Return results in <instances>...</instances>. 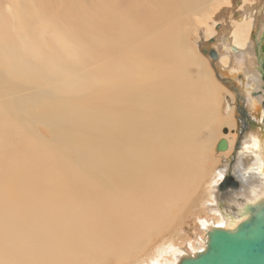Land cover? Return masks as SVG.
Segmentation results:
<instances>
[{
	"label": "bare ground",
	"instance_id": "bare-ground-1",
	"mask_svg": "<svg viewBox=\"0 0 264 264\" xmlns=\"http://www.w3.org/2000/svg\"><path fill=\"white\" fill-rule=\"evenodd\" d=\"M245 1L252 4L249 0ZM16 4L19 5L20 3ZM262 9H264V0H258L256 5L246 8L237 21L232 22L234 27L232 41L231 38H225L221 45H217L216 51L219 60L226 57L230 60L227 68H224L218 74L226 77L230 85L236 87L233 91L236 98L244 103L243 112L246 118V127L245 133L242 137L240 136L239 147L231 169L232 174H230L234 175L239 183L238 191H232L228 199H222L214 191L219 190V185H213L212 194H215L211 196V202L206 203L208 210L203 211L210 218L204 216L205 218L201 219L203 217H199L195 226L196 230L206 231V235L207 231L213 227L235 228L243 221L240 211L236 209H241L247 203H255L264 198V103L263 96L253 97L254 92L262 90L263 84L256 69L257 61L254 57L256 41L249 42L250 35L256 29H261L258 38L264 30ZM253 11H255L254 16L252 15ZM42 12L37 13L40 16ZM49 26L52 25L49 23ZM11 30L15 31V27L8 26L5 20L0 21V94L3 97L5 94L9 95L8 99L14 108L12 110L16 113L21 112L19 120L22 121L33 117L31 112L34 107H39L41 116H43L42 111L52 109V114L49 113L47 118L44 117L47 122L45 124L55 125L54 127L59 132L66 135V138L57 139L56 141L61 144L67 143L68 140L82 139L83 144L81 146H78L79 141L77 140L76 146L70 145L69 149L76 152L81 150L80 157L85 166L100 176L101 184L105 185L109 191L121 194L122 198H119L120 202L116 203L108 200L106 196L96 192L95 187L88 182L85 176H82L75 187L91 203L80 205L85 201L72 197L69 202L66 201L67 203L65 202L62 205L59 202L55 203L57 211L50 212L52 205L49 204L52 202V198L43 197L46 194V189H41L43 181L38 179L39 174L34 175V179L25 181L30 196L37 199L33 203L34 206L27 209V211H34V213L31 215L26 213V218L23 219L24 223L27 221L28 226L33 229L32 233L25 228L23 223L18 231L19 235L23 237L22 242L19 241V235H15L14 238L10 239L16 233V227L11 229L8 226L11 225V213L0 210V229H2L0 234L5 231L7 233L6 240H8L3 249L0 246V255L3 257L0 259V264H102L108 259H113L119 264H125L131 255L130 251L137 248L134 243L127 244L125 239L135 234L134 238L143 239L149 230L158 229L162 222L160 219H155L157 215H160L167 222L168 218L165 219L167 212L179 208L184 193L191 194L189 189L196 187L195 175H201L204 172L203 160L206 161L204 150H209V147L204 144V149H202L195 133L202 127L207 126L208 128L214 123L216 118V93L210 89L209 85L202 88L201 85L205 84V81L199 77L192 83L190 81V83H187L185 75L178 77L176 75L175 77L171 70L164 73L156 68L153 62L165 64L166 61L165 44H163L159 50H153L151 62H148L150 61L147 60L148 56H145V63H140L139 60L135 63L123 62L124 68L132 74L134 72L141 73L144 69L151 68L153 73L148 82L140 81L126 90H120L117 87L114 94L110 96L111 98L98 100L105 106H100V113L102 114H104L106 108L113 109L110 104L115 103V107L122 109H118V117L114 112L115 117L109 113V117L102 115L97 121L92 120L90 117H88L89 121H84L86 115L82 116L81 121L71 120L68 117L62 118L54 114V111L58 109L54 107L56 104L54 98L57 97L59 88L62 91H68L72 88L71 78H75L77 85H74L76 88L71 90L73 96H78V87H90L89 89L97 95L96 86L98 81L95 78L104 76L106 79L111 80L115 71L112 73L93 71V76L89 75L88 72L91 82L88 83L87 80L80 84V78L76 75L78 69L73 66L66 67L64 64L62 65V62L54 54L57 49L52 41V39H55L54 36L53 38L51 36V40L50 38L45 40V46L50 49V53L45 54L42 49L35 51L34 46L32 47L34 44L29 39L30 43L20 38V36L8 39ZM65 33L63 31L62 34L59 33L61 36L58 34L59 36L56 37L57 39L60 37V40H58L60 42L56 40L59 46L67 44L69 33ZM78 33L80 32L78 31ZM78 33L76 32V34ZM46 34L51 35L48 32ZM232 42L236 49L231 46ZM85 47L86 45L83 46L80 56L72 55L70 57V65H73L76 61L87 59L88 51ZM181 53L185 57L181 58L180 63L184 64L186 63L184 61L187 58V52L182 51ZM174 55L175 52H172L171 56ZM29 57L33 59H28ZM139 59H144L141 54ZM43 60L46 64L44 71L42 68L44 67ZM189 62H192V60ZM173 64L175 66L178 63L174 62ZM2 66L5 69H2ZM41 75L43 78L41 82L44 85L36 87L35 90L31 83L35 82ZM117 75L126 77L121 64L117 69ZM135 77L139 78L140 76L135 75ZM22 78L25 79V82L21 80ZM130 78H133V76L131 75ZM189 78L193 79L192 77ZM165 81L170 85L169 87L166 85L168 87L166 91ZM144 96L146 97L140 99ZM58 102L59 108L70 107L68 104H62L61 100ZM202 107L203 109H201ZM6 110L12 113L9 104ZM6 110L5 107H0V121L9 119ZM199 111L205 112V115H201ZM4 122H1V124ZM228 122L226 121L225 124H228ZM14 126V131L10 132L13 139H24L26 133L27 135L30 133L25 131L18 120L14 121ZM4 130L6 131V129ZM226 138L230 145L235 140L230 135ZM55 150L58 153L56 154L58 158H62L64 152H59L57 148ZM60 153L61 155H59ZM44 157L45 160L46 157ZM49 160L52 162L51 158ZM50 168L52 169L51 166ZM69 168L72 169L71 166ZM47 170L46 179L54 178L53 172L55 173V170ZM190 170L193 171V174L185 176L181 180L180 171L190 173ZM62 172L60 170L61 174ZM75 178L76 176L70 174L69 181L75 180ZM57 181L59 180H52L55 183ZM165 184L167 186L166 199ZM39 192L43 195L37 196ZM101 192L103 193V191ZM124 195L130 200L127 201ZM135 196H142L144 199L149 196L154 198L156 202L150 204V207L144 205L143 199L135 204L131 201ZM41 204H47L46 208L49 209V214L45 217V220L42 218L44 207ZM64 207L75 212L62 211ZM129 208L137 211V215L134 219L126 221V214L132 212L127 211ZM147 211H155L152 218ZM62 215L67 219H63ZM37 228L41 233H36ZM114 228L117 234L113 236L111 231ZM105 243H118V245L109 247ZM191 243L189 242L188 246L194 250ZM159 250V258L155 264H178L181 258L193 256L188 254L184 247L182 249L172 244L166 248L161 247ZM18 252L22 254V259L16 258Z\"/></svg>",
	"mask_w": 264,
	"mask_h": 264
},
{
	"label": "rangeland",
	"instance_id": "rangeland-1",
	"mask_svg": "<svg viewBox=\"0 0 264 264\" xmlns=\"http://www.w3.org/2000/svg\"><path fill=\"white\" fill-rule=\"evenodd\" d=\"M249 1H251L252 4L247 3L245 0H25V2L24 0H0V15L2 14L0 16V21L5 20L8 26L10 25L11 27L12 25L15 27V31H10V37L8 39L20 36V38L25 39L26 42L30 43L29 40H31L34 44L32 47L34 46L33 48L35 51L42 49L45 54H49L50 49L45 46V40H49V38L51 40L54 36L55 39H52V41L54 42L53 44L57 46L54 54L62 62V65L64 64L66 67L73 66L78 69L76 75L80 78V84H83L87 80L88 83L91 82L88 77V72L89 75L93 76V71H99L100 73L105 71L112 73L115 71L111 80L106 79L104 76H97L95 78L98 81L96 86L97 95L89 89L90 87H78V96H73L71 90L76 88L74 85H77V82L75 78L70 77L72 80V88L68 91H62L59 88L58 95L54 98V100H56L54 107L58 108L54 111L55 115L80 121L83 115H86L84 121H89L88 117L97 121L102 115L109 117V113L115 117L114 112L118 117L119 108L114 106L115 103L110 104L113 109L109 110L106 108L104 114H102L100 113V106L104 105L98 100L111 98L110 96L114 94V90L117 87H119L120 90H126L128 87L140 81L148 82L153 73L151 68L144 69L141 73L134 72V74H132L124 68L123 62L130 61L135 63L139 60L138 62L145 63V56H148L147 60L151 62L153 50H159L160 46L163 44H165L166 61L165 64L153 62L156 68L162 70L164 73L167 70H171L175 77L176 75L177 77L185 75V81L187 83H192L199 77L205 81V84L201 85L202 88L209 85L210 89L214 90L216 93V118L214 123L208 128L207 126L202 127L195 133V137L202 149H204V144L209 147V150H204L206 160H203L204 172L201 175H195L196 187H191L189 189V191L191 190V194L184 193L179 205L181 209L175 208L169 212L166 211L167 215L165 219L168 218L167 222H165L160 215H157L155 219H160L162 222L158 229L149 230V233L147 232L143 239L134 238L136 234L125 239L127 244L134 243L137 247L130 251L131 255L128 257L127 263L125 264H155L159 258V249L161 247L166 248L170 244L182 249L184 247V250L186 249L185 251L190 255H195L197 252L203 251L207 239L206 231L202 232L201 230H196L195 226L199 217H203L201 219L205 217L210 218L206 216L203 211L208 210L206 203L211 202V196L215 194H212L213 185H219L220 191L218 189L214 191L218 193L222 199H228L230 192L237 190L231 187H228L229 189L227 188L228 190L226 191L221 189L225 179L232 174L231 169L234 165L239 141L245 133V128H243L242 121H240L242 117L241 110L244 111V103L236 98V94H234L233 91L236 87L229 84L231 88H228L219 81L217 77L218 72L227 68L230 60L227 57L219 60L218 57L217 60L213 61L208 56L204 55L202 50L207 49L218 53L216 51L217 45H221L225 38H231L230 40L232 41L234 34L232 22H236L246 8L256 5L258 2V0ZM16 3H20L21 5ZM37 12H42V14H40V16H42L41 19ZM254 12L255 11L252 13L253 16L255 15ZM261 13L264 15V9H262ZM6 14L9 16L7 17ZM43 15L45 16L44 18ZM49 23L52 25L51 27ZM27 24L30 26L28 27ZM63 27L65 28L64 30ZM33 28L36 29L34 30ZM45 29L51 35L46 34L47 32H45ZM50 30H53L52 33ZM260 30L261 29L258 28L250 35L249 42L256 41L254 48V57L257 61L256 69L261 77L264 88V30L258 38V34L261 32ZM63 31L64 33L65 31L69 33V35L67 34L69 38L67 39V44L59 46L58 42L60 41L58 40H60V37H58V39L56 37L59 33L62 34ZM78 31L80 33H78ZM76 32L78 34H76ZM232 44L231 46L235 48L234 44ZM85 45L88 51L86 55L87 59L76 61L73 65H70V57L72 55L80 56L83 46ZM182 51L187 52V61L185 60L184 62H186L189 67L186 63H180L181 58L185 57V55L181 53ZM167 52L169 54H166ZM172 52H175L174 56H171ZM140 54L144 59H139ZM28 59L32 60L33 58L29 57ZM191 60L192 62H189ZM174 62H177L179 65L177 64L174 66ZM43 63L44 67L42 68L44 71L46 65L45 60L42 61V64ZM119 64H121L126 77H119L117 75ZM1 68L5 69L3 66ZM131 75L133 78H130ZM135 75H139L140 77L136 78ZM188 76L193 79L191 80ZM21 80L25 82L24 78ZM37 80L31 83L33 87H35V90L36 87L44 85L41 82V80H43L42 75L38 77ZM166 85L168 87L170 86L168 82L165 81V91L168 89ZM263 88L262 90L254 92L255 95L253 94V97L263 96L264 103ZM145 97L146 96L141 97L140 99ZM8 98V94H5L4 97L0 94V107H5L6 110L9 104V108L12 110L14 108ZM59 100L62 101V104H68L70 107L59 108ZM34 109L31 112L33 117L29 119L26 118L24 121L19 120V118H21V112L16 113L12 110L11 113L6 110L9 119L7 121H0V210L11 213V225L8 226L11 227V229L16 227V233L10 239L14 238L15 235H19L18 231L24 223L23 219L26 218V213H30V215L34 213V211H27V209L34 206L33 203L37 199L30 196L25 182L29 179H34V175L39 174L38 179L43 181L41 189H46V194L43 197L52 198V202L49 204L52 205L50 212L57 211L55 209V203L59 202L62 205L66 201L69 202L72 197H77L79 200L85 201L80 205L91 203L83 193H79V191L76 190L77 187H75V185L79 183L80 177L82 178V176H85L88 182L95 187L96 192L106 196L108 200L116 203L120 202L122 198L121 194L109 191L105 185L101 184L100 176L93 173L90 168L85 166L80 157V153H82L81 150L76 152L69 149L70 145L76 146L77 140L79 141L78 146H81L83 144L82 139L68 140L67 143H58L56 140L64 139L66 135L59 132L54 127L55 125L50 123L45 124L47 122L44 120V117L46 116L47 118L49 113L52 114L53 110L42 111L43 116H41L39 107H34ZM201 109H203V107ZM199 113L205 115V112L199 111ZM15 120H18L19 123L22 124L26 132H30L28 135L26 133L24 136L26 140L13 139L11 136L10 132L14 131L13 126ZM226 121H229L228 124H225ZM1 122L4 123L1 124ZM4 129H6V131ZM3 134H5V136H3ZM8 134H10V136H8ZM228 135L235 139L232 141L231 145L226 138ZM221 140L227 141L225 151L218 150V144ZM55 148H57L59 152H64L62 158H58L56 155L58 153ZM66 152L67 154H65ZM59 155H61V153ZM43 157L47 160L45 161ZM50 158L52 162H50ZM50 166L55 170V173L53 172L54 178L48 180L46 179V172L48 171L47 169L52 170ZM70 166L72 169L69 168ZM225 166H227V168H225ZM2 167L5 168L3 169ZM60 170L63 171L62 174ZM189 172L190 173H182L180 171V179L182 180L185 176L193 174L192 170ZM70 174L76 176L75 180L69 181ZM53 179H58L59 181L55 183L52 182ZM180 179L178 180L180 181ZM166 187L165 184V199L167 194ZM39 195H43V193L39 192L37 196ZM124 198L127 201L130 200L126 195H124ZM142 199L146 207H150L156 202L154 198L149 196L147 199H144L142 196H135L131 201L136 204ZM41 205L44 207L42 218L45 220V217L49 214V209L46 208L47 204ZM62 211L75 212L71 209L68 210L67 207H64ZM127 211H132L133 215L132 212H128L126 214V221L134 219L137 215V211L133 209L129 208ZM147 213H150V217L152 218L155 211H147ZM62 218L67 219L64 215H62ZM211 218L213 219L212 216ZM24 226L32 233L33 229L28 226L27 221L24 223ZM149 227L150 225L148 228ZM1 230L2 229H0V231ZM7 231L9 232L8 227ZM36 233H41L38 228ZM111 234L113 236L117 234L115 228L111 231ZM6 236L7 233L5 231L3 234H0L1 249L8 243ZM22 238L23 237L19 235L20 242H22ZM137 242L139 244H136ZM189 242H192L191 244L194 250L189 248ZM105 245L116 247L118 243H105ZM1 256L2 255H0V259L3 258ZM22 257V254L18 252L16 258L22 259ZM107 261H104L102 264H119L113 259H108Z\"/></svg>",
	"mask_w": 264,
	"mask_h": 264
},
{
	"label": "water",
	"instance_id": "water-1",
	"mask_svg": "<svg viewBox=\"0 0 264 264\" xmlns=\"http://www.w3.org/2000/svg\"><path fill=\"white\" fill-rule=\"evenodd\" d=\"M203 54L213 61L218 59L215 51L203 49ZM219 81L229 88L227 78L217 74ZM243 128L246 127L245 115L241 110ZM245 118V119H244ZM227 134V131L225 130ZM227 141L218 144L220 151H225ZM221 190L228 187L239 188L234 175L225 179ZM240 211L243 221L233 229L213 227L207 231V239L203 251L193 256H186L178 264H264V198L255 203H247Z\"/></svg>",
	"mask_w": 264,
	"mask_h": 264
}]
</instances>
